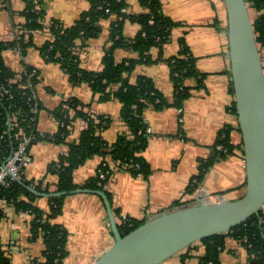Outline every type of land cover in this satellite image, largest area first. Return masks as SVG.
<instances>
[{
    "label": "crops",
    "instance_id": "0c3cea01",
    "mask_svg": "<svg viewBox=\"0 0 264 264\" xmlns=\"http://www.w3.org/2000/svg\"><path fill=\"white\" fill-rule=\"evenodd\" d=\"M39 1L46 21L56 19L63 26L73 24L89 6L88 0ZM127 3L129 13L143 11L138 0H127ZM24 7V0H0V40L13 39L16 26L24 20L21 15ZM161 12L175 25L164 43L148 51L151 62L136 64L128 74V80L134 82L138 75H145L157 90L171 99L174 84L168 59L178 55L184 45L193 57L197 74L184 78L188 97L181 107L156 109L148 106L144 109L143 117L150 133L141 155L148 163V174L116 168L104 187L112 196L111 205L117 223L123 218L142 222L157 213L179 207L177 202L185 206L200 199L235 200L245 191L246 168L241 133L237 115L231 108L234 93L223 2L161 0ZM112 21V16L101 19L98 34L78 47L83 69H101L104 49L110 45ZM139 29L137 22L130 19L123 21L122 34L125 38H134ZM49 37L50 32L45 26L32 34L31 44L24 55L10 48L2 52L5 65L13 72L20 73L25 67L37 71L36 94L40 106L37 131L43 135L56 132L59 123L51 111L62 101L74 97L82 103L83 111L110 117L109 126L101 134L103 139L115 141L120 134L127 132L120 116L121 103L114 97L103 99L86 82L71 83L56 62L45 60L40 47ZM113 55L116 62L137 57V53L127 46L117 47ZM119 86L120 83H113L108 89L113 92ZM226 125L232 127L233 152L215 159L200 181L193 183L200 162L211 157L219 130ZM85 126L86 122L78 117L65 142L41 140L32 143L27 150L30 162L24 169V179L32 185L42 181V185L53 192L57 175L46 174L47 166L67 152V144L77 140ZM100 161V156H93L74 169L73 182L77 188L84 187L85 182L96 174ZM192 185L195 186L189 191ZM36 203L42 210L49 207L47 197L40 196ZM29 218L28 213L15 214L11 208H5V215L0 219V241L13 264H31V258L39 256L44 248L41 239H31ZM262 219L264 221V207ZM53 222L68 231L67 255L61 264H93L114 242L103 202L93 193L67 194L62 211ZM203 252L204 246L197 241L160 264H198ZM219 262L252 264L247 249L231 236L225 237Z\"/></svg>",
    "mask_w": 264,
    "mask_h": 264
},
{
    "label": "trees",
    "instance_id": "16d2710c",
    "mask_svg": "<svg viewBox=\"0 0 264 264\" xmlns=\"http://www.w3.org/2000/svg\"><path fill=\"white\" fill-rule=\"evenodd\" d=\"M24 1L25 7L21 12L24 20L16 26L13 39L0 40V165L8 159L26 136L33 135L26 150L32 143L41 140L65 142L75 119L81 117L86 122L85 128L77 140L67 144L68 149L65 154L59 155L56 160L48 164L46 174L57 175L54 191H65L69 194V191L77 188L73 182L74 169L86 159L100 156L101 161L96 174L83 186L104 190L111 202V194L104 189L108 177L113 172L111 163L119 161L120 164H130L129 170L133 173L148 174V163L141 155L148 136L145 133L146 123L143 111L148 106L156 109L182 106L183 101L188 97L184 78L197 74L193 57L184 45L178 55L168 59L174 91L172 98L167 99L147 76L138 75L134 82H130L127 77L136 64L151 62L148 51L151 47L164 43L175 25L174 21L162 14L161 0H138L143 8V11L139 13L123 12V9L128 8L127 0H88V8L82 11L75 22L69 26H63L56 19L46 21L44 9L39 0ZM246 1L252 12L256 41L264 59V0ZM110 16L114 17V21L111 23L110 45L104 49L102 67L99 70H85L80 66L79 54L74 53V49L85 45L89 38L97 35L100 30L99 21ZM125 19L135 21L140 26L138 33L132 39H127L122 34ZM45 26L50 32V37L40 47L45 60L56 62L68 75L71 83L86 82L93 92L99 93L103 99L114 97L121 103L120 116L127 127V132L120 134L115 141L109 142L103 139L101 134L109 126L110 117L83 111L82 103L74 97L62 101L51 111L59 123L56 132L43 135L37 131L36 124L40 109L36 94L37 71L34 75H30L33 68L25 67L20 73L13 72L5 65L2 52L10 48L24 55L31 44L32 34ZM22 30H27V35L21 32ZM122 46L131 48L137 53V57L116 62L113 52L117 47ZM15 77L14 82L9 81ZM113 83H120V86L111 92L108 87ZM32 95L35 97L31 98ZM231 108L236 113L235 102ZM20 130L21 134L17 136ZM231 130L232 127L229 125L219 130L215 144H221L224 150L218 151L214 144L211 157L200 162L198 172L193 179L200 181L215 159L224 158L233 152L235 147L230 138ZM22 136L23 139H21ZM100 173L105 174L104 179L99 177ZM21 179L24 184L16 180L10 181L7 185L0 184V219L5 215V208H11L15 214L28 213L31 239H41L44 246L39 256L31 258V264H61L67 255L68 231L61 224L53 222V219L61 213L67 194L47 197L49 207L47 210H42L36 203L40 195L30 192L26 185L32 184L24 177ZM194 186L192 185L188 190L192 191ZM33 188L39 193L52 192L48 186L42 185V181L35 184ZM177 205L180 206L181 203L177 202ZM140 223L124 218L118 227L123 234H126ZM226 236L241 242L247 249L252 264H264L262 209L259 216L248 218L224 234L199 240L204 246V252L200 255L198 264H220L219 252L224 247ZM0 264H13L1 241Z\"/></svg>",
    "mask_w": 264,
    "mask_h": 264
},
{
    "label": "water",
    "instance_id": "95a60500",
    "mask_svg": "<svg viewBox=\"0 0 264 264\" xmlns=\"http://www.w3.org/2000/svg\"><path fill=\"white\" fill-rule=\"evenodd\" d=\"M238 127L246 168L244 194L235 200L205 201L162 211L123 234L104 190L78 187L69 194L98 195L105 207L113 244L93 264H160L191 244L223 234L264 207V59L246 0H222ZM23 183L19 177H14ZM42 197L65 191L39 193Z\"/></svg>",
    "mask_w": 264,
    "mask_h": 264
},
{
    "label": "built area",
    "instance_id": "2783aa9c",
    "mask_svg": "<svg viewBox=\"0 0 264 264\" xmlns=\"http://www.w3.org/2000/svg\"><path fill=\"white\" fill-rule=\"evenodd\" d=\"M127 11H128V9H123V12H127ZM150 22H152V21H150ZM21 32L26 33V35L28 33L27 30H22ZM74 53L78 54V48L74 49ZM35 73H36V70L32 69L30 75H34ZM15 80H16V77L13 79H10L9 81L14 82ZM33 97H35V96L32 95L31 98H33ZM145 133L146 134L150 133V129L147 126L145 128ZM20 134H21V130L19 131V133H17V136H19ZM31 138H33V135H30L28 137L26 136V137H24V139L22 136L21 139H23V140L20 142L18 147L11 153V155L8 157V159L3 164L0 165V184H6L7 185V184H9L10 181L15 180L14 177H19V178L23 177L24 169L30 162V156L28 155V151L26 150V146H27V144ZM215 148L220 152L224 150V147L221 144H215ZM130 166H131L130 164H120L119 161L111 163V167L113 169H116V168L129 169ZM99 177L101 179H104L105 174L100 173ZM192 182L196 183L197 180L194 178V179H192ZM33 186L34 185H31V187H33Z\"/></svg>",
    "mask_w": 264,
    "mask_h": 264
},
{
    "label": "rangeland",
    "instance_id": "374dc122",
    "mask_svg": "<svg viewBox=\"0 0 264 264\" xmlns=\"http://www.w3.org/2000/svg\"><path fill=\"white\" fill-rule=\"evenodd\" d=\"M250 11H251V9H250ZM251 16H252V12H251ZM64 202V201H63Z\"/></svg>",
    "mask_w": 264,
    "mask_h": 264
}]
</instances>
